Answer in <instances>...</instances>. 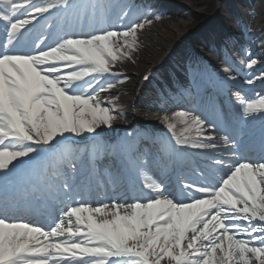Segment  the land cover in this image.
<instances>
[{"label":"snow or ice","instance_id":"snow-or-ice-1","mask_svg":"<svg viewBox=\"0 0 264 264\" xmlns=\"http://www.w3.org/2000/svg\"><path fill=\"white\" fill-rule=\"evenodd\" d=\"M73 3L0 0V264H264V160H215L228 172L214 184L185 183L183 201L144 174L145 191L131 202L74 201L48 228L18 214L23 198L2 195L11 174L34 164L41 149L55 158L57 178L62 166L70 169L60 185L68 192L78 170L53 150L71 143L68 137H95L118 120L100 100V91L114 85H97L102 77L120 75L113 69L131 60L148 21L122 31L66 35L50 47L40 41L27 53L12 51L40 17L70 10ZM256 64L250 60L245 67ZM237 103L244 119H264V97H238ZM161 122L181 147L217 146L199 142L216 137L204 135L209 129L198 116L175 112ZM178 124L185 126L179 135ZM220 139L232 146L227 137Z\"/></svg>","mask_w":264,"mask_h":264},{"label":"bare ground","instance_id":"bare-ground-1","mask_svg":"<svg viewBox=\"0 0 264 264\" xmlns=\"http://www.w3.org/2000/svg\"><path fill=\"white\" fill-rule=\"evenodd\" d=\"M214 1H218V3L223 4L218 12V19H221L224 16L223 12L225 9H227L226 6H228V10L233 12L234 15L237 12L235 5L229 4V2H231L232 0H172L167 5L168 10L157 9V11H155L157 13L154 17H160L159 20H161V18H163L165 15L171 14L174 18V21L176 22V26H174L173 29L164 24H161L160 26L154 25L152 23L144 24V21L140 18L134 20L130 25H125L123 27H119L118 29L113 28V30L122 31L127 30L136 24H144V30L138 32V50L131 53V60H125L124 62L119 63L117 67L113 69L114 72H118L120 73V75L102 77L101 84L97 87V89H101L103 87L114 85V87L111 88V91H100V100L102 102V106L113 109V114L118 117V120L114 122L111 129L101 128L98 131H112L113 129L121 126L129 127L131 123L135 125L137 124L139 117H143L146 112L152 113L165 111L167 117V114H170L169 112L179 110L176 109L177 106H179V103H177V99L174 97L171 89L173 85L172 83L175 84V82L168 83V86L166 84L168 81L171 82V80H173V78L168 73V69H170L169 67L174 64V61L172 60L174 54H179V51H182L181 53L183 54V56L186 59H189V53L193 50L195 51V49L188 50V48L185 52L184 50H182L184 48L183 45H185L187 42L191 43L193 47L194 43H196V45L199 47L200 38L198 36V33L195 32L194 26L196 22L200 20L201 16L198 13H195L194 9L207 4L215 7ZM237 1L241 2V0ZM164 2L165 0H163V3ZM255 3L256 4H253L251 7L253 13L261 17L264 16V0H255ZM154 5L155 3L150 6V10L155 9ZM157 5L158 4H156V7H158ZM254 14H252L251 16H254ZM176 19L182 21L195 19V21L182 25ZM216 22V20L209 21L205 25V27H214V33H219V36L222 37V39H226L225 30H223L221 27H218ZM245 22L246 23H243L242 26L246 28V30L247 28L259 27V24L255 26L256 23H253V21L249 19L245 20ZM263 22L264 21H262L261 23ZM201 29H203L202 31H205L204 28ZM263 31L264 28H261L252 32L253 34H250L248 30L245 35H243L239 39L244 43L243 46L239 45L238 42L236 43L232 40H229L228 47L224 48L221 41L214 38V46L220 48L223 47V50L221 52L219 50L217 51L214 46H204L207 49L208 53H214L213 58L204 56L203 59L205 64L207 65V67H211L217 72L219 83L222 86L224 85L226 88L228 87L229 98L233 101L234 104H237L238 108H240L239 104L237 103V99L239 96L236 97L235 95L231 94V90H244L245 86L249 85L245 83L246 81L256 80L257 76H259L261 73H264V62L262 66H256L251 70L247 68L241 69V65L234 62L231 69H228L227 73L223 71L224 68H222L221 66L224 64L227 57L229 59L231 58V54H233V57L235 58L239 57L241 61V57H243L247 62L253 59L264 60V45H262L264 43V37L262 36ZM149 71L158 73L165 79V85L159 81L162 90H158V87H156V89H153V94H149L147 92L150 82L146 84L142 82V78ZM239 73L246 74L247 76H244L245 78H243V76L242 78H237V74ZM138 74H141L139 80H137ZM230 76H234L236 79H238L236 84L230 85L228 83L226 79H229ZM121 81L124 82L122 83ZM255 84L256 83H254V85ZM153 85H155V83H153ZM252 85L253 84H251V86ZM256 87H258V90L261 91L264 95V85H257ZM97 89H93V93H95ZM246 96L247 99L245 100L255 99L249 97L248 95ZM111 99L114 100L112 101ZM127 103H129V105H127ZM133 105L134 108L137 109L139 117L131 115L129 113L127 108H131ZM127 120H129L130 122H127ZM254 125H256V123ZM205 133L204 135H207ZM189 142L191 143V141ZM199 142L211 144L209 141L204 140H201ZM191 154L192 155L190 156H186L185 161L188 160V162L186 161L187 165L192 164L195 168L199 169V175L204 176L206 182H209L208 184L216 183L212 180L211 176L213 174L212 172H216L218 168H216L215 166L212 168V165L209 162L207 163V161L209 160H214V153L212 151L204 149H192ZM194 155L199 156L200 161H193L194 159L192 158ZM207 168H209L210 170H208ZM219 171H221L222 175H224L228 172V169H221ZM187 172V170L184 171V176L186 179H196L195 177L197 176H187ZM213 179L215 181L219 180L217 178Z\"/></svg>","mask_w":264,"mask_h":264},{"label":"rangeland","instance_id":"rangeland-1","mask_svg":"<svg viewBox=\"0 0 264 264\" xmlns=\"http://www.w3.org/2000/svg\"><path fill=\"white\" fill-rule=\"evenodd\" d=\"M220 3H218V2H216V1H214V6H215V8H213V6H211L210 4H207V5H204V6H202V7H197V8H195L194 9V11H195V13H198L200 16H201V19H203L204 21H208V20H210L211 18H212V16H214V15H212V16H210L209 15V13H214V14H216V7L219 5ZM167 19V18H166ZM166 19H163L164 21H162V23H160V24H156V23H153V21H152V24H154V25H157V26H160L161 24H164V25H166V26H169L170 28H174V24H173V21H169V20H167L166 21ZM259 19H262V20H264V16H262V17H260ZM191 20H194V19H191ZM191 20H188L186 23H189V22H191ZM253 20L254 21H256V18H254L253 17ZM181 23H185L184 21H181ZM238 33V32H237ZM231 38V37H230ZM237 40V39H236ZM137 80H139V78H137ZM112 101L114 100V99H111ZM110 100V101H111ZM127 105H129V103H127ZM134 106V105H133ZM128 109V111H129V113L132 115H134V110H136V109H132V108H130V107H128L127 108Z\"/></svg>","mask_w":264,"mask_h":264}]
</instances>
